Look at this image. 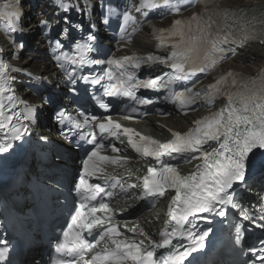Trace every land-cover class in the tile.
I'll use <instances>...</instances> for the list:
<instances>
[{"label":"snow or ice","instance_id":"snow-or-ice-1","mask_svg":"<svg viewBox=\"0 0 264 264\" xmlns=\"http://www.w3.org/2000/svg\"><path fill=\"white\" fill-rule=\"evenodd\" d=\"M58 10L70 13L73 9L78 12H86L89 7H95L89 3L80 5L68 3L65 0H54ZM183 0H142L140 7L136 11L143 9L155 10L165 8L172 14L181 12ZM14 10L6 11L2 14L6 17L16 18V25H12L10 31L15 33L21 31L19 19L23 15L22 8L18 0H13L10 5ZM102 12L107 7L100 5ZM148 15L147 11L143 12ZM45 12L38 13L39 27L49 29L51 18H42ZM117 16L121 31H127L129 24L136 23L135 18L128 11L118 13L109 9L101 16V23L108 25L111 17ZM239 17L229 15L228 10L219 18L215 14L211 16L194 15L189 21L176 19L173 26L168 30H157L160 33V43L158 48H167L165 40H169L171 51L167 56H156L148 54L146 56L133 55L122 58H109L107 60L92 58L89 54L95 51V41L97 36L89 33L83 41H74L72 52L64 50L65 45L60 39L55 40V50L57 62H70L75 68L85 66L107 65L102 74L97 76L70 75L69 82L74 86L77 79L86 83L100 85L103 88V96L110 98H128L138 105L147 106L153 101L147 97H138L137 92L141 89L161 91L167 90L168 95L164 99L171 103H179L181 106L192 105L197 100L203 99L208 106L221 96L227 98L226 105L217 112L212 113L203 119L195 121V127L188 132L181 134L173 132L172 139L161 143L151 137L141 135L129 128H124L123 133L127 135L128 144L145 157H154L158 163L161 158L168 156L175 159L183 157L185 161L199 159L202 162L196 166V170L181 175L172 164L163 162L159 169L149 168L148 174L143 178V190L147 196L153 198L163 197L166 190L174 189L175 195L171 199L168 207V222L159 231V241L148 237V243L144 240L116 239L122 236L118 226L112 223L113 212L109 203L104 202V197L111 198L114 189L119 183L114 177L112 183L104 181V186L99 183H89V178L95 177L103 171L100 162L109 161L113 164L118 159L100 155V149L104 147L97 142L96 134L92 131H82L80 138L95 147L87 154L83 160L82 172L75 178V189L79 193V202L76 204L74 212L71 214L70 223L62 233V239L56 246V253L59 258L53 264H184L185 260L192 253L204 248L205 240L212 229L200 231L197 221L203 220L211 223V217H225L227 209H242V205L236 199L238 193L234 186L246 184V176L250 166L253 164L257 150H264V79L259 84L255 79L238 78L237 74L228 71L220 74L214 84L198 91H193V87H185L176 91L173 85L178 82L191 81L198 73H209L227 58L229 52L235 51L231 45L237 43L243 46L253 39H261V35L254 30L242 27L238 23ZM65 27L60 35L65 36L70 29H76L68 15H64ZM11 23V21H10ZM195 24V27H193ZM16 44V41H13ZM229 45V47H225ZM20 49L23 44H17ZM3 50L0 49V132L5 133L0 137V153L12 148L13 142L22 140L29 134L28 124L34 109L25 105L24 112L16 111L23 101L18 100L15 95L14 84L16 77L11 72L16 71L3 58ZM156 65H164L171 69L161 76L152 78L150 76L140 78L138 73L142 67L153 69ZM31 77V73H26ZM36 79H40L36 77ZM46 79V77L44 78ZM71 91L75 92L73 87ZM100 107L108 110L109 104L102 100ZM133 111H136L134 108ZM61 120H69L72 129H84L89 126L90 121H96V116H83V120L72 119L70 116L61 113ZM130 117H125L129 119ZM106 122L99 123L101 132H107L111 136H117L121 130V125L112 120L110 116L104 118ZM69 134L61 133L65 138ZM134 137H139L135 140ZM47 139L46 137H42ZM216 142L218 145L211 151L205 149L209 142ZM113 152L120 150L114 145L111 146ZM175 154V155H174ZM135 188L136 185H129ZM100 197L98 201L97 198ZM97 203L93 204L92 202ZM101 213L103 215H97ZM207 214V215H204ZM244 220H252L254 216L247 209L241 211ZM259 219L264 222V215ZM187 226V227H186ZM264 227V223L261 224ZM95 230V231H94ZM135 233L136 229H129ZM235 244L239 245L241 228L236 226ZM85 233L87 236H85ZM140 235H144L141 231ZM87 237H91L89 240ZM106 237L114 247H105L101 252H95L90 259H85L93 253ZM187 239V246L173 243L174 240ZM261 247L257 256L260 264H264V240L259 242ZM183 248V250H181ZM157 249H166L167 254L156 257ZM6 249H0V257H3ZM250 251L256 254L257 249ZM71 257V260L64 259Z\"/></svg>","mask_w":264,"mask_h":264},{"label":"bare ground","instance_id":"bare-ground-1","mask_svg":"<svg viewBox=\"0 0 264 264\" xmlns=\"http://www.w3.org/2000/svg\"><path fill=\"white\" fill-rule=\"evenodd\" d=\"M264 2V0H248L246 2L240 1V0H233L232 4H240L243 6H251L254 4H260ZM38 5L41 3L39 0L36 2ZM33 28H37V26H33ZM34 33V32H33ZM135 43L138 48L148 51L152 49V37L149 35V33L144 32L140 34L139 36L136 37ZM37 55L43 53L44 51V46L43 43H37ZM35 49V48H34ZM42 58V57H41ZM38 56H35V59L39 60L41 59ZM255 62L254 64H249L251 62ZM24 63L28 66H33L38 72H43L47 74H52L54 72L53 69H51L48 66H45L42 68V64H38L37 61L29 62L28 60L24 61ZM242 64V65H239ZM230 65H233L234 67H237L243 71H246L248 73H252L255 70H258L259 68L264 66V45H257L249 48L245 52H243L241 55L237 56L236 58V63H232ZM149 123L145 125V129L147 131H150L153 134L159 135L160 133H163L164 135L166 134L165 128H162L158 122L166 125L167 127L175 130H181L184 131L186 130L190 125L193 119V117H177L173 116L169 119H152L149 118ZM135 163V162H134ZM139 166V165H138ZM140 167V166H139ZM145 169L141 167V172H143ZM156 211H160L158 208ZM153 218V219H148V218ZM154 217H157V214L153 215H148L145 217V221L150 224L149 227L144 223L146 229L148 228L149 230L153 229V225L156 226L159 224V220L157 221ZM153 224V225H152ZM136 224H130V226H135ZM143 228V227H142ZM138 231H143V229H138ZM34 261V260H33Z\"/></svg>","mask_w":264,"mask_h":264},{"label":"rangeland","instance_id":"rangeland-1","mask_svg":"<svg viewBox=\"0 0 264 264\" xmlns=\"http://www.w3.org/2000/svg\"><path fill=\"white\" fill-rule=\"evenodd\" d=\"M240 1L246 2V1H248V0H240Z\"/></svg>","mask_w":264,"mask_h":264}]
</instances>
